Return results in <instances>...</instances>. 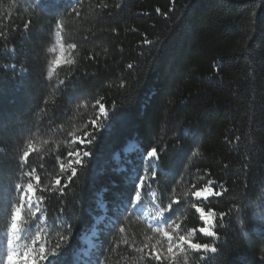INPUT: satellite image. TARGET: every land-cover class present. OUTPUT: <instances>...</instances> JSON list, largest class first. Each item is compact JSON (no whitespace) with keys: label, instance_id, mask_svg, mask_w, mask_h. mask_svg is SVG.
I'll list each match as a JSON object with an SVG mask.
<instances>
[{"label":"trees","instance_id":"obj_1","mask_svg":"<svg viewBox=\"0 0 264 264\" xmlns=\"http://www.w3.org/2000/svg\"><path fill=\"white\" fill-rule=\"evenodd\" d=\"M73 2L66 0L68 5ZM100 2L79 0V19L55 17L66 25L64 39L79 45L73 57L77 61L75 76L61 94L54 86L45 88L49 81L46 71L42 72L49 60L55 20L36 8L42 0H0V31L6 33L0 36V65H17L15 75L0 69V149L4 153L23 147L29 136L37 146L47 140L50 147L44 152L46 166L58 172L56 155L80 147L70 145L59 129L82 135V121L95 114L92 104L96 98L103 97L109 111L125 95L131 98L121 109L123 120L110 133L97 134L95 157L84 179L67 189L64 219L70 218L74 235L64 264H89L102 245L105 250L99 258H107V264H131L118 230L116 234L109 232V221L115 211L116 193L129 187L125 177L139 153L162 140L169 145L164 167L171 169L177 179L185 166L199 168L211 178L225 181L233 196L240 190L237 173L241 163L249 165L248 204L241 222L232 217V227L225 237L230 247L224 258L227 264H253L264 242L258 232L241 235V223L246 228L255 224L254 205L260 182L264 181V2L104 0L109 7L103 10V17L96 7ZM117 3L120 8L115 7ZM156 8L167 15H158ZM29 20L32 23L25 31L24 24ZM145 38L153 43L144 44ZM89 55L95 59H86ZM130 62L135 64L134 69L127 68ZM217 64L222 65L218 73L214 67ZM248 64L255 68L252 79ZM21 65L29 71L20 74ZM66 76L64 66L53 73V85ZM122 81L128 85L127 90L119 88ZM45 104L48 110L41 112ZM173 129L188 133L181 147H172ZM237 136L241 137L239 142ZM193 150L198 156L189 160ZM245 156L247 159H242ZM9 158L0 154L4 161L0 163V179L10 175ZM31 159L39 168L40 161ZM169 179L161 177L160 187ZM101 200L107 203L106 213L98 209ZM226 200L213 207L226 210ZM61 207L56 200L48 202L50 224ZM121 220L130 235L137 241L143 239L146 225L142 219L133 216ZM194 223L195 219H187L189 227ZM48 231L54 241L57 232ZM5 233L6 222L0 213V260ZM117 244L120 248L113 251Z\"/></svg>","mask_w":264,"mask_h":264},{"label":"snow or ice","instance_id":"obj_2","mask_svg":"<svg viewBox=\"0 0 264 264\" xmlns=\"http://www.w3.org/2000/svg\"><path fill=\"white\" fill-rule=\"evenodd\" d=\"M77 3L79 0H74L71 5H68L66 0H42L36 8L50 14L54 20L57 15L74 16L79 19L81 9L77 7ZM96 7L103 17V10L107 9L109 4L101 0ZM115 7L120 8L121 4L117 3ZM155 11L158 15H167L161 12L160 8H156ZM168 11L171 12L172 9ZM252 15L254 26L255 12ZM31 23L32 21L29 20L24 24L25 31L30 28ZM65 28L66 25L62 20H55L52 27L55 48L50 50L56 55L42 68V72L46 71L49 81L45 88L54 86L61 94L71 86V77L75 76L74 67L77 61L73 57L79 48L77 43L67 42L64 39ZM112 32L115 33L116 29L112 28ZM0 36H6V33L0 31ZM248 38L251 40L252 36L249 35ZM85 39L87 40V37ZM152 43L147 38L144 39V44ZM244 52L247 53V48ZM86 59L93 60L95 57L89 55ZM64 66H67L66 78L53 85V73L63 70ZM134 67V63L127 64L130 70ZM214 67L218 73L222 65L217 64ZM246 67L249 69V78L252 79L255 68L251 64ZM0 69L11 70L14 75L17 73L15 63H4L0 65ZM28 71L29 69L23 65L19 68L20 74ZM119 88L127 90L128 85L122 81ZM130 99L125 95L123 101L114 102L109 111L103 102L104 98H96L92 104L95 114L85 117L82 121L84 126L82 135H77L75 131L65 132L63 128L59 129L60 133L69 138L70 145L80 147H72L66 153L56 155L58 172L55 167L49 169L46 166L44 152L46 147H50L47 140L37 146L33 137L29 136L26 144L23 147L18 146L11 154L4 153V150L0 149V154L10 157L7 161L10 175L7 179H0V213L3 214L6 222L5 250L0 264H64V257L74 235V225L70 222V218L64 219L67 210V201L64 199L67 196V189L84 179L89 171L90 160L95 157L93 148L99 139L97 134L110 133L114 125L123 120L121 109L126 102H130ZM47 110L46 104L40 108L41 112ZM89 126L91 131L88 130ZM172 131L174 140L172 147H181L182 140L187 138V131L179 133L175 129ZM240 139V136L236 137L237 142ZM168 148L167 142L162 140L161 143L139 153L129 174L125 177L129 187L124 192L116 193L117 203L109 221V232L116 234L118 230L131 264H227L224 257L230 244L225 237L232 227V217L235 215L237 222H241L245 213L250 194L249 165L241 163L237 173L240 190L236 196H233L232 190L226 186L225 181L213 179L207 171L201 172L199 168L192 170L185 166V172H182L177 179L171 169L164 167ZM197 156L198 151L193 150L189 160ZM31 158L40 161L39 168L33 165ZM242 159L246 160L247 157ZM0 163L4 161L0 160ZM224 167L227 169L229 165L226 164ZM164 176L170 179L161 188L160 181ZM172 180H175V184ZM260 184L261 190L255 204L257 211L253 217L255 224L252 228H246L241 223V235L246 231L249 234L258 232L264 242V181ZM145 195L152 197L151 207L147 212H143L141 217ZM225 198L228 205L226 210L213 207ZM50 200H56L62 205L56 220L51 224L49 223L51 217L47 214V204ZM98 209L105 213L109 211L107 203L102 200L98 202ZM24 214H28L32 219L30 227H26L28 222L22 218ZM133 216L142 219L146 225L143 239L140 241L128 233L121 220V218L128 220ZM190 217L196 221L191 227L187 225V219ZM65 224L67 227H64ZM33 229L34 235L30 236V242L19 243L22 233L32 232ZM48 229L57 232L54 241L50 239L51 232ZM119 248L120 245L117 244L112 250L117 251ZM104 250L102 245L97 258L89 264H107V258L104 260L99 258ZM259 252V257L253 260V264H264V247Z\"/></svg>","mask_w":264,"mask_h":264},{"label":"rangeland","instance_id":"obj_3","mask_svg":"<svg viewBox=\"0 0 264 264\" xmlns=\"http://www.w3.org/2000/svg\"><path fill=\"white\" fill-rule=\"evenodd\" d=\"M55 48V37L53 36V43H52V46L50 49H53ZM56 53L49 50V60L48 62H50L52 59H54ZM257 211L255 205H254V213ZM24 220H26L28 222V224L26 225V227H30L31 224H32V219L31 217L28 215V214H24L23 217H22ZM34 235V229L32 232H27L25 231L24 233H22V239L19 243L23 244V243H26V242H30V236ZM3 240H4V245H5V242H6V233L3 235ZM85 243L87 244V246H89V240L88 239H85Z\"/></svg>","mask_w":264,"mask_h":264},{"label":"bare ground","instance_id":"obj_4","mask_svg":"<svg viewBox=\"0 0 264 264\" xmlns=\"http://www.w3.org/2000/svg\"><path fill=\"white\" fill-rule=\"evenodd\" d=\"M151 199H152V197L150 195H148L145 202H144L143 210L141 211L142 216H143V212H147L148 209L151 207Z\"/></svg>","mask_w":264,"mask_h":264}]
</instances>
